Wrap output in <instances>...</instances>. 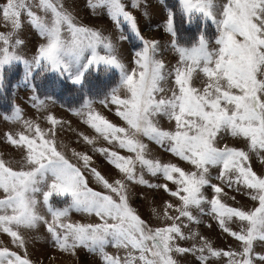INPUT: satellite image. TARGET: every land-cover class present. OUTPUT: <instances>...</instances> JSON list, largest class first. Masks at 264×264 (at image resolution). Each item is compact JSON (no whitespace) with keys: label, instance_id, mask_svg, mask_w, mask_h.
Returning <instances> with one entry per match:
<instances>
[{"label":"snow or ice","instance_id":"snow-or-ice-1","mask_svg":"<svg viewBox=\"0 0 264 264\" xmlns=\"http://www.w3.org/2000/svg\"><path fill=\"white\" fill-rule=\"evenodd\" d=\"M89 7L104 10L118 35L83 23L64 0H0V100L9 103L3 119L15 126L0 135V236L10 238L0 240V264H44L31 258L26 235L42 225L47 243L77 260L83 249L101 264H188L189 255L197 264H264V168H253V157L264 162V0H176L154 26L167 39L146 36L123 0H89ZM25 19L40 38L30 50ZM122 41L132 44L130 62ZM20 87L35 118L15 102ZM57 89L73 91L74 103L61 106L95 134L50 110ZM66 124L85 150L60 138ZM143 137L177 159L152 156ZM101 138L109 146H99ZM87 146L120 176L106 178ZM131 185L165 194L151 208L155 222L131 202ZM233 192L252 205L234 206ZM73 212L97 220L74 221ZM210 221L236 246L216 247L201 234L198 226Z\"/></svg>","mask_w":264,"mask_h":264},{"label":"rangeland","instance_id":"rangeland-1","mask_svg":"<svg viewBox=\"0 0 264 264\" xmlns=\"http://www.w3.org/2000/svg\"><path fill=\"white\" fill-rule=\"evenodd\" d=\"M66 7H69L77 17L86 24L92 25L97 28L107 29L111 31L114 36L118 35V32L115 30V26L111 22V20L107 17L106 13L102 9H96L93 11L89 7V0H64ZM129 10L133 11L134 14L138 18V22L142 32L146 36L150 37H158L162 39H167V34L163 33L162 27L155 28V25H162L163 20L166 17V6H172L176 3V0H141V7L140 8H133L132 7V0H123ZM145 7L147 8L148 15H144ZM127 35V33H125ZM21 36L25 39L28 49L30 50L34 45L38 44L40 38L28 25L26 19L24 28L21 32ZM121 51L124 53V58L126 62L131 61V48L132 44L130 41H122L120 44ZM17 75L14 74L10 77L11 82H15ZM60 89L57 91L59 92ZM12 97V90L9 88V98ZM28 91L24 87H20L15 90L14 99L16 100L17 104H19L24 109L25 116H30L35 118L37 116L36 110L31 107L28 99ZM62 101L56 103L50 110L53 111L56 115L63 117L65 121L71 122V127L74 130L82 131L85 134L93 135L94 130L91 129L88 125L83 123L79 117L75 116L73 113L68 111L67 106L62 107ZM100 108V111L103 115H105L108 119L112 120L114 123L123 124L124 122L115 114L114 111H110L108 109L102 108L101 106L97 105ZM3 111L0 110V135L3 134L9 127H15L14 125H10L7 121L3 119L2 116ZM44 113H40L39 116H43ZM43 123V121H41ZM162 126L169 127V122L166 119L161 121ZM68 125H65V131H61L59 133L60 138L64 139L65 142L68 144L69 149L75 147L77 150H85L86 146L83 143H77L75 134L72 131H67ZM145 143L148 144L150 153L154 157H160L162 160L167 161L169 159L176 160L177 158L172 157L170 153L165 152L161 149L158 145L154 142L149 141L146 137H143ZM229 143H235L237 146H242L243 141L241 140H229ZM99 146H109L107 143L101 138L98 141ZM89 149V154L94 156V163L93 166H97L98 170L101 171L106 178L110 181L118 178L120 176L119 170L116 169L113 165H111L105 157H103L99 152L92 153L90 150V146H87ZM122 152V154H130L126 150L117 149ZM69 155L71 152L69 151ZM181 163L183 167L186 169L190 167L187 162L178 161ZM253 168L258 173L260 172L261 168H264V162H261L258 158L253 157ZM212 175L215 177L216 170H212ZM146 178L150 180H154L155 178L151 177L149 174H146ZM215 182V181H214ZM92 187H96L99 190V186L95 182H91ZM170 186H173L170 184ZM208 193L211 192V189L207 190ZM227 191V189H226ZM137 192H145L148 193V198L145 200L142 197H137L135 193ZM153 192L156 190L147 189L145 186L141 185H131L130 186V196L131 202L135 207L138 208L139 214L149 222H155V217L152 216L151 208L155 207L160 202V197L164 196V193L156 192V195H153ZM232 195L236 196V201L238 204H234V206H251L252 201L249 197L238 194V193H231ZM167 198V197H166ZM155 201V203H153ZM229 203H233L231 200L228 201ZM72 219L74 221H81V222H96L97 218L94 216H87L82 213H72ZM207 220L208 218L205 217ZM211 227H208L206 224H202L199 227L201 234L208 236L210 239L213 240L214 246L223 248L227 250L229 247L236 246V240L234 237H231L229 234L223 233L219 226L216 224L215 221H210ZM233 228H239L238 224H232ZM195 227V226H194ZM26 235L30 238L29 243V253L31 254V258L34 260L40 259L43 257L44 264H101V261L98 256H93L92 254L86 252L83 249L78 250L79 259H75L70 257L64 253H61L55 249H53L47 243L48 233L46 228L42 225L38 229V231H30L27 232ZM40 237V238H37ZM9 237L6 235L0 236V240L4 242L9 241ZM109 252H115V249L109 247L107 249ZM260 247H257V251H260ZM49 257H52L49 259ZM62 258V259H61ZM184 260L188 261V264H197L196 257L194 255H189L184 258ZM212 264H217L215 258L213 259ZM220 264H223L221 261Z\"/></svg>","mask_w":264,"mask_h":264},{"label":"trees","instance_id":"trees-1","mask_svg":"<svg viewBox=\"0 0 264 264\" xmlns=\"http://www.w3.org/2000/svg\"><path fill=\"white\" fill-rule=\"evenodd\" d=\"M17 79V77H16ZM59 89H57L58 91ZM58 96H57V100L58 101H62L63 104H66V105H71L72 103H74L72 97H73V91L72 90H69V89H64V90H60L58 92ZM13 97H10L9 100H11ZM0 109L1 110H4V111H8L9 110V103L8 102H5L3 100H0Z\"/></svg>","mask_w":264,"mask_h":264},{"label":"bare ground","instance_id":"bare-ground-1","mask_svg":"<svg viewBox=\"0 0 264 264\" xmlns=\"http://www.w3.org/2000/svg\"><path fill=\"white\" fill-rule=\"evenodd\" d=\"M62 259V258H61Z\"/></svg>","mask_w":264,"mask_h":264},{"label":"crops","instance_id":"crops-1","mask_svg":"<svg viewBox=\"0 0 264 264\" xmlns=\"http://www.w3.org/2000/svg\"><path fill=\"white\" fill-rule=\"evenodd\" d=\"M17 103V102H16Z\"/></svg>","mask_w":264,"mask_h":264}]
</instances>
